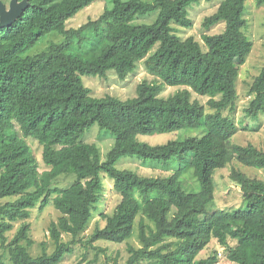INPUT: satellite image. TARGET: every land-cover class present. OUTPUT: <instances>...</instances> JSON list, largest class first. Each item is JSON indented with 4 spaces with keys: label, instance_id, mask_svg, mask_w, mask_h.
<instances>
[{
    "label": "trees",
    "instance_id": "16d2710c",
    "mask_svg": "<svg viewBox=\"0 0 264 264\" xmlns=\"http://www.w3.org/2000/svg\"><path fill=\"white\" fill-rule=\"evenodd\" d=\"M1 1L6 5L7 0ZM95 1L26 0V8L0 27V247L8 251L10 263L64 264L71 249L70 243L62 242V234L75 239L86 230L100 198L103 173L112 180L120 201L112 216L102 215L105 224L89 236L88 245L122 244L136 229L142 247L129 246L127 264H217L216 251L197 259L212 239L225 249L231 263L264 264V181L232 171L230 179L242 192L243 207L230 212L208 210L214 198L215 170L234 159L264 173V150L232 144L236 127L220 113L234 109L236 70L252 49L243 32L245 0H224L204 19L205 29L223 23L224 30L204 35L202 45L192 37L181 40L170 27L174 23L191 28L186 7L199 0H111V7L98 18L66 29L67 20ZM154 11L157 16L151 24H132L136 15ZM53 32L63 41L36 55L22 56ZM75 41L89 44L71 54ZM155 44L157 49L149 55ZM140 60L161 84L141 82L133 98H94L81 84L80 76L102 77L107 70L123 80ZM161 86L182 89L163 99L157 97ZM192 93L208 97L206 106L215 113H206L204 105L192 100ZM248 93L253 98L245 113L253 118L264 114V67ZM94 124L115 139L104 162L94 144L80 140ZM200 125L207 130L201 138L157 147L135 141L139 134ZM25 138L41 146L48 170L39 173ZM121 157L160 165L175 159L179 165L169 176L150 178L117 170L115 163ZM189 172L196 178L198 192L182 189V178ZM63 175H73L75 180L58 189L54 181ZM11 198L16 199L7 200ZM49 203L60 213L48 227L54 243L50 254L31 255L27 223L8 242L6 234L13 223L28 220L37 204L41 209ZM167 238L175 239L174 244L159 245ZM0 264H5L2 255Z\"/></svg>",
    "mask_w": 264,
    "mask_h": 264
},
{
    "label": "rangeland",
    "instance_id": "374dc122",
    "mask_svg": "<svg viewBox=\"0 0 264 264\" xmlns=\"http://www.w3.org/2000/svg\"><path fill=\"white\" fill-rule=\"evenodd\" d=\"M224 0H199L193 2L186 7V13L189 19L192 20L191 28H182L174 23L170 24L173 34L181 40H186L192 37L195 41L202 45V37L204 35H214L223 32L224 24H217L205 29L202 23L206 17L211 16L217 9L218 5ZM10 0L6 2L8 7ZM111 7V0H96L89 7L78 12L74 17L66 21V29H77L88 20H94L99 17L104 9ZM157 16V11L147 15H136L132 24H151ZM243 18L246 25L243 32L248 41L252 43V49L246 58L245 63L236 70V93L237 99L234 101L235 107L231 111L223 109L221 115L228 117L235 125L236 131L231 137V143L246 146L253 145L259 150H264V114L259 113L256 117L248 116L245 109L253 97L249 96V89L255 78L259 75L264 67V4L258 6L255 0H245ZM63 41V37L57 33H50L40 39L34 47L28 49L22 56H33L41 51H45L51 43H59ZM89 41H84L78 44L76 41L71 45V54H76L86 50ZM158 44H155L149 51V55L154 53ZM81 84L89 90V95L94 98H102L111 96L120 100L130 99L136 96V87L141 82H147L152 85L159 86L161 81L153 74L149 73L143 60L135 64L132 72L128 73L125 79L121 80L117 77L114 70H107L104 76H80ZM182 87L176 86H161L158 87L157 97L166 99L179 92ZM192 100L199 101L205 106V112L208 114L215 113L214 110L208 108L206 103L208 97L198 96L195 93L191 94ZM207 130L205 125H200L196 128H185L175 132L136 136L135 141L149 147H157L166 145L169 142L183 141L187 138H201L206 135ZM20 135V134H19ZM21 136V135H20ZM80 140L84 143L94 144L99 150L100 162L106 160L107 153L111 150L114 144V136L107 130L101 129L97 124H94L89 129H86ZM25 142L29 146L39 173L48 170L41 159V146L32 138H25ZM179 162L171 160L167 165L156 163L145 164L138 157H121L116 163L117 170H128L143 177H166L173 173L178 168ZM232 171H239L250 178L264 181V173L253 167L245 166L236 160L232 159L225 168L215 170L213 179L215 182L213 202L209 205V212L241 209L242 192L235 183L230 179ZM102 190L100 198L92 209L91 219L86 230L73 239L70 235L62 234V242L70 243L71 252L65 255L64 264H127L130 257L128 248L133 247L135 250L142 247L137 238V230L129 240L122 244H113L105 241H97L91 245L87 244L89 236L97 228H102L105 222L102 219L104 216H112L116 206L120 201V196L113 190V182L105 174L101 173ZM75 178L73 175H63L54 181V186L58 189H65L73 184ZM182 189L186 192L199 191L196 178L191 172L187 173L182 178ZM139 200V198L136 196ZM16 198L7 199L14 201ZM140 201V200H139ZM7 202V201H5ZM60 217V213L53 207L51 203L40 209V205L31 210L30 218L26 221H18L13 223V229L6 234L8 242L14 237L18 229L25 223L30 225L29 238L33 241V246L30 248V253L33 257L41 255L43 252L50 254L54 249V243L49 237L48 227L50 223L56 222ZM145 222H147L145 220ZM175 239L167 238L159 245L174 244ZM234 241H229V245H234ZM157 247V246H156ZM154 247V248H156ZM217 252V264H234L227 260L226 251L220 247L216 240L212 239L209 245L204 248L198 255L197 259L205 258ZM0 255L3 256L5 264H11L9 261L8 251L0 247ZM137 264H152L146 261H140Z\"/></svg>",
    "mask_w": 264,
    "mask_h": 264
},
{
    "label": "water",
    "instance_id": "95a60500",
    "mask_svg": "<svg viewBox=\"0 0 264 264\" xmlns=\"http://www.w3.org/2000/svg\"><path fill=\"white\" fill-rule=\"evenodd\" d=\"M26 6V0H10L6 8L0 0V27L9 25Z\"/></svg>",
    "mask_w": 264,
    "mask_h": 264
}]
</instances>
